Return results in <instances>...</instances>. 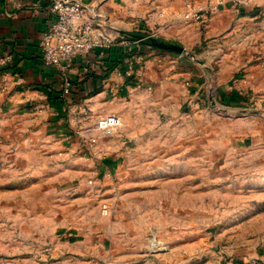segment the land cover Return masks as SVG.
Wrapping results in <instances>:
<instances>
[{"label": "rangeland", "instance_id": "1", "mask_svg": "<svg viewBox=\"0 0 264 264\" xmlns=\"http://www.w3.org/2000/svg\"><path fill=\"white\" fill-rule=\"evenodd\" d=\"M132 121L94 145L65 131L88 163L49 185L0 162V264H264V114L207 102Z\"/></svg>", "mask_w": 264, "mask_h": 264}, {"label": "crops", "instance_id": "2", "mask_svg": "<svg viewBox=\"0 0 264 264\" xmlns=\"http://www.w3.org/2000/svg\"><path fill=\"white\" fill-rule=\"evenodd\" d=\"M80 1L112 33H155L186 52L141 43L126 55L118 47L81 54L62 69L41 50L55 18L50 0H0V162L36 171L47 185L77 162L86 167L78 138L68 142L64 132L92 121L78 123L71 103H89L95 116L118 113L127 131L143 126L132 118L145 109L209 102L264 114V0ZM194 11L206 15L186 16ZM110 146L112 138L99 150Z\"/></svg>", "mask_w": 264, "mask_h": 264}, {"label": "built area", "instance_id": "3", "mask_svg": "<svg viewBox=\"0 0 264 264\" xmlns=\"http://www.w3.org/2000/svg\"><path fill=\"white\" fill-rule=\"evenodd\" d=\"M225 0H219L224 3ZM54 13V21L45 32L41 50L45 62L49 65L66 69L81 54L94 50L102 52L115 47L132 51L141 44L142 40L125 37L120 33H112L99 26L94 17L87 16L85 5L80 0H50ZM205 12L194 11L186 16L202 18ZM147 36H156L149 33ZM65 91L70 90L71 82L67 80ZM70 110L78 123L91 120L87 126L71 129L69 136L78 135L83 139H90L94 145L98 134H112L123 126L122 118L115 113L95 116L89 103H71Z\"/></svg>", "mask_w": 264, "mask_h": 264}, {"label": "water", "instance_id": "4", "mask_svg": "<svg viewBox=\"0 0 264 264\" xmlns=\"http://www.w3.org/2000/svg\"><path fill=\"white\" fill-rule=\"evenodd\" d=\"M120 34L128 38L142 40V42H145L153 47L175 52V53H184L186 50L183 45L175 41L162 39L157 36H147V35H142L139 33L124 31V30L120 31Z\"/></svg>", "mask_w": 264, "mask_h": 264}, {"label": "trees", "instance_id": "5", "mask_svg": "<svg viewBox=\"0 0 264 264\" xmlns=\"http://www.w3.org/2000/svg\"><path fill=\"white\" fill-rule=\"evenodd\" d=\"M146 34V33H145ZM145 34H142V35H145ZM142 43H145V42H142ZM115 48H117V47H115ZM121 51V53H122V55L123 54H131V53H135L136 51H137V48H135V49H133L132 51H128V52H125V49H123V48H120V47H118Z\"/></svg>", "mask_w": 264, "mask_h": 264}]
</instances>
